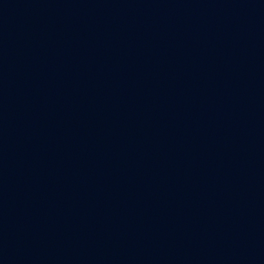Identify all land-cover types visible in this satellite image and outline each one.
<instances>
[{"label":"water","instance_id":"water-1","mask_svg":"<svg viewBox=\"0 0 264 264\" xmlns=\"http://www.w3.org/2000/svg\"><path fill=\"white\" fill-rule=\"evenodd\" d=\"M0 264H264V0H0Z\"/></svg>","mask_w":264,"mask_h":264}]
</instances>
